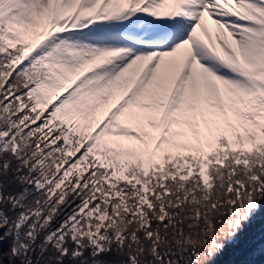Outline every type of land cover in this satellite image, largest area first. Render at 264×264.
<instances>
[{
    "label": "snow or ice",
    "instance_id": "obj_1",
    "mask_svg": "<svg viewBox=\"0 0 264 264\" xmlns=\"http://www.w3.org/2000/svg\"><path fill=\"white\" fill-rule=\"evenodd\" d=\"M0 264H264V0H0Z\"/></svg>",
    "mask_w": 264,
    "mask_h": 264
}]
</instances>
